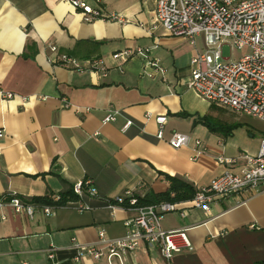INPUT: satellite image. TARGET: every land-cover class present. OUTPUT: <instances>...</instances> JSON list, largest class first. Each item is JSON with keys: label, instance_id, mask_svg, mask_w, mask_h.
Wrapping results in <instances>:
<instances>
[{"label": "crops", "instance_id": "0c3cea01", "mask_svg": "<svg viewBox=\"0 0 264 264\" xmlns=\"http://www.w3.org/2000/svg\"><path fill=\"white\" fill-rule=\"evenodd\" d=\"M101 3L122 22L87 23L65 0H0V91L13 95L0 97V199L15 194L30 204L36 197L56 201L86 181L98 193L84 196L91 210L82 212L76 210L74 195L52 206L49 216L37 207L32 217L1 208L0 264L263 262L264 186L237 207L232 199L218 200L208 212L192 208V199L175 203L185 216L168 213L161 228L185 231L190 247L169 261L144 242L122 262L76 258L73 239L92 244L99 231L121 238L124 222L135 216L129 208L110 209L105 201L127 192L140 198L163 193L169 186L166 176L195 190L205 187L223 172L219 160L253 155L264 138V130L241 121L239 113L187 88L191 60L206 52L203 36L191 45L169 35L154 22L156 0ZM137 48L148 49L164 73L138 57L113 58ZM62 54L74 58L79 68L54 62ZM92 60L105 70L90 68L87 61ZM110 108L120 116L102 125ZM157 116L166 117L162 139L156 138ZM127 120L132 125L122 132ZM173 132L187 135L189 146L171 148L167 141ZM194 141L201 143L202 154L191 160Z\"/></svg>", "mask_w": 264, "mask_h": 264}, {"label": "built area", "instance_id": "2783aa9c", "mask_svg": "<svg viewBox=\"0 0 264 264\" xmlns=\"http://www.w3.org/2000/svg\"><path fill=\"white\" fill-rule=\"evenodd\" d=\"M65 1L78 10L87 23L95 20L122 22L117 15L105 12L101 0ZM154 22L169 35L183 37L191 45L195 44L197 37L203 36L206 52L191 60L192 70L187 82L189 90L210 103L264 123V0H156ZM224 41L246 53L237 61L228 62L222 56V47L227 45ZM49 50L56 53L54 46H50ZM132 57L142 59L153 71L164 73L159 61L148 49L124 50L113 55L114 59L123 60ZM54 62L79 68L74 58L64 54L58 55ZM87 64L101 72L105 70L100 61H87ZM0 97L10 99L13 95L0 91ZM118 116L120 112L110 108L101 124L114 122ZM145 118L150 119L151 115L146 114ZM155 122L158 127L156 138L162 139L166 117L157 116ZM131 125L132 121H125L121 131L125 132ZM2 135L0 132V137ZM190 142L187 135L176 132L167 141L175 150L189 146ZM193 152L195 155L191 160L202 154L199 141L193 142ZM219 162L225 165L223 172L207 186L195 191L192 208L208 212L221 199H232L234 207L242 206L264 186V138L255 154L244 152L235 159ZM71 192L77 198L75 204L79 212L91 210L84 202V196L95 198L98 195L88 181L76 183ZM124 201L128 207L121 206ZM105 204L110 209L129 208L135 211V216L124 222L125 235L121 238L110 239L99 231L97 241L92 244L84 245L73 239L72 247L77 252V259H117L122 262L126 255L136 251L139 243L144 242L149 247H157L163 258L169 261L173 253L190 247L185 231L164 232L161 228L164 215L177 212L181 217L185 216L184 211H178L175 203L138 206L137 197L127 192L105 201ZM3 207L10 208L16 215L29 217H32L36 207L41 208L45 216H49L52 209V206L25 203L15 194L9 199H0V209ZM1 219L5 217L1 216ZM49 258H52L51 254Z\"/></svg>", "mask_w": 264, "mask_h": 264}, {"label": "trees", "instance_id": "16d2710c", "mask_svg": "<svg viewBox=\"0 0 264 264\" xmlns=\"http://www.w3.org/2000/svg\"><path fill=\"white\" fill-rule=\"evenodd\" d=\"M165 179L169 184L167 190L159 194H149L143 198L137 197L138 206H148L160 202L179 203V202L191 200L194 197L196 190L192 186L176 178H171L166 176ZM70 199H73V194L71 191L68 195L59 196L57 201H53L47 198L36 197V198H32L30 202L34 204L46 205V206H61L65 204L67 200ZM112 203L119 205L116 202H112ZM121 206L128 207L125 201ZM257 264H264V261Z\"/></svg>", "mask_w": 264, "mask_h": 264}, {"label": "rangeland", "instance_id": "374dc122", "mask_svg": "<svg viewBox=\"0 0 264 264\" xmlns=\"http://www.w3.org/2000/svg\"><path fill=\"white\" fill-rule=\"evenodd\" d=\"M227 43V45L222 47V56L224 59H227L228 62L237 61L239 58H241L246 51H240L236 48H233L227 41H224ZM241 121H247L248 123L252 124L253 126L259 128L260 130H264V123L254 120L252 118H247L246 116L239 114Z\"/></svg>", "mask_w": 264, "mask_h": 264}]
</instances>
